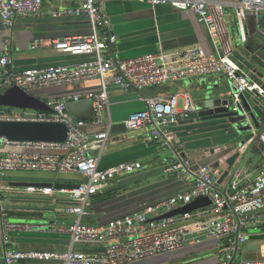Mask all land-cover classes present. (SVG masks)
<instances>
[{
    "label": "built area",
    "instance_id": "2783aa9c",
    "mask_svg": "<svg viewBox=\"0 0 264 264\" xmlns=\"http://www.w3.org/2000/svg\"><path fill=\"white\" fill-rule=\"evenodd\" d=\"M44 0H0V20L11 29L17 18H35L41 15ZM78 7L53 12V18L84 16L90 33L50 42L53 51L70 56H88L85 62L73 65H49L17 69L9 53L0 54V94L11 88L33 93L47 88H59L85 82H98L97 91L76 93L46 102L50 113L24 110L19 116L0 113V121L59 122L67 128L63 143L11 142L0 138V180L9 173H46L54 176L77 175L79 181L55 189L53 186L29 185L25 194L64 196L68 204L63 209L65 220L44 223L36 219H12L2 209L4 202L0 190V233L3 263L57 262L59 264H135L159 256L179 252L206 242H221L216 248L222 258L213 264H264V260H237L241 245L250 231L264 227V119L253 137L233 152L239 155L228 171L225 161L217 166L196 167L192 160L177 152L181 149L174 126L185 120L194 110L186 99L183 110L177 109L178 96L168 98L141 97V110L130 113L123 122L129 132L143 131L149 141L161 149L176 152L174 161L166 168L169 174L181 176L191 182L187 191L169 197L129 215L108 221L105 225H90L84 219L90 215L91 200L110 182L139 171L141 163H120L112 167H99L100 152L91 155V140L108 141V124L104 114L109 107L108 90L112 86L122 93L145 89L184 79L223 76L234 89L230 112H237L240 95L248 93L264 98V86L248 73L231 55L207 53L193 47L179 57L167 60L163 53L147 54L131 59H119L114 51L117 36L102 6L112 0H70ZM123 1V0H121ZM147 3L151 6H169L178 11L193 13L203 24L212 42L218 33L217 17H223L221 0H124ZM250 14L256 30L264 37V0H239L234 18L240 43L247 42V18ZM37 45L35 44V46ZM3 91V93H1ZM92 101L93 115L87 121H75L66 112L67 102ZM31 112V113H29ZM87 126L102 127L89 133ZM259 151L260 166L255 174L243 169L245 152ZM16 150V151H14ZM18 150V151H17ZM226 160V159H225ZM9 191V186H5ZM206 196L210 205L192 212L149 222L150 219L179 206ZM51 234L65 237L63 250H15L10 248L12 238L22 234ZM76 245L83 250H76Z\"/></svg>",
    "mask_w": 264,
    "mask_h": 264
},
{
    "label": "crops",
    "instance_id": "0c3cea01",
    "mask_svg": "<svg viewBox=\"0 0 264 264\" xmlns=\"http://www.w3.org/2000/svg\"><path fill=\"white\" fill-rule=\"evenodd\" d=\"M239 0H221L224 3L223 17H217V37L214 42L209 38L206 27L199 23L191 12L175 10L169 6H151L138 1L112 0L102 6L110 19L117 42L114 51L119 59H131L147 54L163 53L169 60L179 57L184 51L200 47L207 53L230 55L232 51L244 52L247 46H256L261 35L256 30L254 18L248 14L247 42L240 43L234 18L235 5ZM78 7L76 1L44 0L41 15L35 18H17L14 26L7 29L0 20V54L9 53L17 69L41 68L49 65H73L85 62L88 56H70L52 50L50 42L72 36H85L90 33L84 16H62L53 18L52 13L62 9ZM264 32L263 27L260 29ZM262 36V35H261ZM37 45V47H33ZM98 82H85L59 88H47L33 92L34 96L45 102L59 97H69L76 93L97 91ZM2 93V92H1ZM109 107L104 114V123L108 124V141L100 148V142L91 140L88 149L91 155L100 152L99 167L106 169L120 163H141L139 171L115 179L98 195L92 198L90 215L84 219L90 225H105L108 221L129 215L174 193L187 191L191 182L183 177L169 174L166 168L174 161L175 153L171 149H161L149 141L143 131L129 132L123 122L133 111L141 110L140 98H168L178 96L177 109L182 112L187 99L193 112L203 108L208 97L225 99L231 95V86L220 75L184 79L140 92L122 93L110 87L108 90ZM30 111V110H28ZM31 113V112H29ZM19 116V115H16ZM87 126L89 133L103 129ZM181 149L178 154L192 160L196 167H213L223 163L234 151V143L242 140L233 126L223 119L201 122L200 120H179L174 126ZM16 151V150H14ZM18 151V150H17ZM220 153V154H219ZM164 156V158L162 157ZM161 159L164 160L163 166ZM154 166L159 169L152 170ZM260 166L259 151L250 148L245 152L243 169L255 174ZM168 175L163 179L162 176ZM79 181L77 175L54 176L46 173H9L0 180L1 196L4 201L17 205L28 204L45 208L41 219L46 223L65 220L63 209L68 200L56 192L52 196L25 194L23 184H51L55 189L70 186ZM9 186V191L5 190ZM20 201V202H17ZM20 219V218H19ZM27 220L28 218H22ZM247 241L241 245L243 250L239 260H264V227L248 232ZM10 248L15 250H63L68 239L51 234H22L12 238ZM221 242L210 241L199 246L185 248L172 256L163 255L146 262L135 264H213L216 257L212 251L221 246ZM202 256V257H201ZM178 261V262H176ZM176 262V263H173ZM0 264L3 263V247L0 233ZM17 264H59L57 262H19Z\"/></svg>",
    "mask_w": 264,
    "mask_h": 264
},
{
    "label": "water",
    "instance_id": "95a60500",
    "mask_svg": "<svg viewBox=\"0 0 264 264\" xmlns=\"http://www.w3.org/2000/svg\"><path fill=\"white\" fill-rule=\"evenodd\" d=\"M252 77L264 86V37H258L256 46H247L241 54L237 51L230 53ZM231 87V95L225 99L208 97L203 108L188 115L186 120H200L201 122L223 119L233 126L239 135H243L242 140L235 142L234 148H239L253 137V132L259 130L260 121L264 119V98L253 96L248 93L240 95L241 103L237 104V112H230L228 106H232L234 101ZM0 106L19 108L33 111H48L49 108L44 100L34 96V93L26 94L18 88H11L0 94ZM67 114L75 121H87L93 115L92 101L80 100L78 102H67L65 105ZM67 136V128L59 122H36V121H0V138L3 137L11 142H36V143H63ZM239 153L231 152L225 160L227 170L223 173L219 182L228 174L234 165ZM218 164H216L217 166ZM29 186L32 184H23ZM38 186H52L51 184ZM62 187V186H61ZM210 205V200L206 196L199 197L187 205L179 206L169 212L163 213L149 220L158 221L164 218L175 217L180 214L195 211ZM4 213L12 219H41L45 208L31 204L13 205L4 201L2 203ZM172 253L169 256H172ZM152 261V260H149Z\"/></svg>",
    "mask_w": 264,
    "mask_h": 264
},
{
    "label": "rangeland",
    "instance_id": "374dc122",
    "mask_svg": "<svg viewBox=\"0 0 264 264\" xmlns=\"http://www.w3.org/2000/svg\"><path fill=\"white\" fill-rule=\"evenodd\" d=\"M2 93H3V91H1ZM24 110H22V109H19V108H11V107H6V106H0V113L1 114H7V115H11V116H16V115H20L22 112H23ZM219 119V118H218ZM220 154V153H219ZM163 158H164V156H162ZM161 161H162V165L163 166H168L167 164H164L165 162H164V160L163 159H161ZM157 169H159V167L158 166H154V168L152 169V170H157ZM162 178L163 179H166V178H168V175H164V176H162ZM24 202H22V203H18L17 205H24V204H28V202H26L25 200H23ZM17 202H20V201H17ZM76 250H83L84 251V249L83 248H79V246L78 245H76V248H75ZM241 250H243V247H241ZM211 256H209V257H205V258H203V259H207V258H210V257H217V259H220V258H222V255L217 251L216 252V250H213L212 251V254H210ZM202 257V256H201ZM236 259L237 260H239V257H236ZM143 262V261H142ZM144 262H146V260L144 261ZM146 264H151V263H146Z\"/></svg>",
    "mask_w": 264,
    "mask_h": 264
},
{
    "label": "trees",
    "instance_id": "16d2710c",
    "mask_svg": "<svg viewBox=\"0 0 264 264\" xmlns=\"http://www.w3.org/2000/svg\"><path fill=\"white\" fill-rule=\"evenodd\" d=\"M41 113H44V114H49L50 113V110H48V111H40ZM176 262H178V261H176ZM176 262H173V263H176Z\"/></svg>",
    "mask_w": 264,
    "mask_h": 264
}]
</instances>
